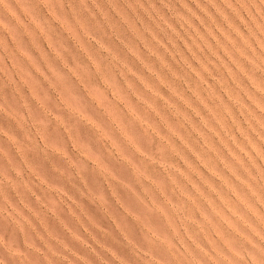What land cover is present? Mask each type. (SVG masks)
<instances>
[{
	"label": "rangeland",
	"instance_id": "1",
	"mask_svg": "<svg viewBox=\"0 0 264 264\" xmlns=\"http://www.w3.org/2000/svg\"><path fill=\"white\" fill-rule=\"evenodd\" d=\"M0 264H264V0H0Z\"/></svg>",
	"mask_w": 264,
	"mask_h": 264
}]
</instances>
